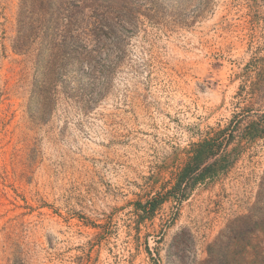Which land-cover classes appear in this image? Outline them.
<instances>
[{
    "label": "rangeland",
    "instance_id": "obj_1",
    "mask_svg": "<svg viewBox=\"0 0 264 264\" xmlns=\"http://www.w3.org/2000/svg\"><path fill=\"white\" fill-rule=\"evenodd\" d=\"M0 264H264V0H0Z\"/></svg>",
    "mask_w": 264,
    "mask_h": 264
}]
</instances>
